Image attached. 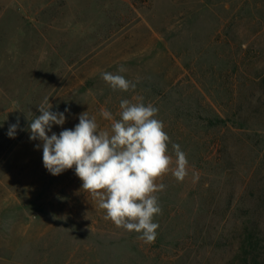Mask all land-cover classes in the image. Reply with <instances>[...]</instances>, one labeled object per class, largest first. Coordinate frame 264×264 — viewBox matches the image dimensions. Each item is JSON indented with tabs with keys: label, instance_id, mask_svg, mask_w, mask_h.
Here are the masks:
<instances>
[{
	"label": "rangeland",
	"instance_id": "obj_1",
	"mask_svg": "<svg viewBox=\"0 0 264 264\" xmlns=\"http://www.w3.org/2000/svg\"><path fill=\"white\" fill-rule=\"evenodd\" d=\"M46 97L66 117L49 136L84 112L110 132L101 110L119 120L127 99L158 109L173 161L185 141V179L156 181L153 243L106 220L74 168L44 167L28 128ZM198 108L225 124L197 133L176 114ZM253 230L264 239V0H0V264H236Z\"/></svg>",
	"mask_w": 264,
	"mask_h": 264
},
{
	"label": "clouds",
	"instance_id": "obj_2",
	"mask_svg": "<svg viewBox=\"0 0 264 264\" xmlns=\"http://www.w3.org/2000/svg\"><path fill=\"white\" fill-rule=\"evenodd\" d=\"M118 71L125 69L121 65ZM102 79L113 90L135 88L119 74L105 72ZM51 108L46 97L38 106L41 114L29 121L28 128L31 140L43 142L44 167L53 176L74 168L83 182L82 189L106 211V220L118 228L135 231L146 243H153L159 228L154 217L162 212L156 193L166 187L157 184V179L172 171L178 181H183L188 174V160L180 145L172 144L175 161L168 154L170 137L163 122L155 118L158 109L125 99L120 103L119 120L101 110L102 117L113 121L110 132L98 131L95 118L84 112L74 129L49 136L53 125H63L66 120L63 112H53ZM18 127L17 120L9 126L7 135L14 138Z\"/></svg>",
	"mask_w": 264,
	"mask_h": 264
},
{
	"label": "trees",
	"instance_id": "obj_3",
	"mask_svg": "<svg viewBox=\"0 0 264 264\" xmlns=\"http://www.w3.org/2000/svg\"><path fill=\"white\" fill-rule=\"evenodd\" d=\"M162 55L165 57L168 63H171L174 67H177L174 60H172L170 55H168L167 51H165L163 47ZM181 87L182 86L180 85V83L176 82L173 88L179 90ZM164 96V93H161L159 95L161 100H164ZM197 110L198 112L185 109H182L181 111L176 110V114L179 115L178 118L181 117V119H183L187 123L193 120L192 127L194 131H197V133H200L207 128L216 129L226 122V120L220 118L213 110L209 108L206 111V118H204V116L201 114L202 110L200 108H198ZM177 129L180 133H183L182 127H177ZM175 139L178 141L175 144H179L180 147H182V151L184 149L187 150L186 143L183 139L177 137ZM196 142L197 145L195 146V149L199 150V140H197ZM188 151V157L194 158L193 151L190 149ZM236 260V264H264V239H261L257 235H255V230H253V232L249 233L248 236H246L239 242L238 256Z\"/></svg>",
	"mask_w": 264,
	"mask_h": 264
}]
</instances>
